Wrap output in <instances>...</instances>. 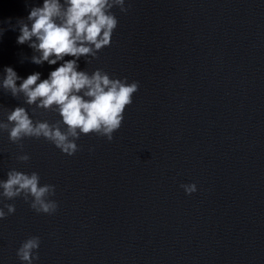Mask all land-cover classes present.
<instances>
[{"label":"water","instance_id":"water-1","mask_svg":"<svg viewBox=\"0 0 264 264\" xmlns=\"http://www.w3.org/2000/svg\"><path fill=\"white\" fill-rule=\"evenodd\" d=\"M36 2L0 0V71L46 77L9 27ZM125 6L111 10L110 46L80 62L139 82L112 141L82 135L68 156L26 138L20 162L0 132V179L35 171L58 205L47 215L4 201L15 211L0 220V264H20L29 236L40 238L34 264H264V0ZM21 103L0 90V109ZM190 182L197 191L185 195Z\"/></svg>","mask_w":264,"mask_h":264},{"label":"clouds","instance_id":"clouds-1","mask_svg":"<svg viewBox=\"0 0 264 264\" xmlns=\"http://www.w3.org/2000/svg\"><path fill=\"white\" fill-rule=\"evenodd\" d=\"M125 5L126 0H37L28 5L27 15L17 18L15 24L5 21L18 33L16 43L31 50L26 59L37 66H49L46 77L39 71L21 77L7 65L0 71V90L22 101L10 109H0V132H6L9 142L21 150L15 157L17 161L30 158L23 152L22 141L26 138H42L68 156L76 153V140L82 135L112 141L139 82L110 76L100 68L88 71L80 62L91 63L102 48L110 46L118 25L111 10L115 7L126 12ZM4 31L0 27V35ZM48 112L58 118L52 122L37 118ZM5 176L0 179V220L15 211L14 204L4 201L16 197L23 198L37 214L55 213L58 205L50 198L55 186L40 183L37 172L12 168ZM179 187L185 195L197 191L194 182ZM39 245L38 236L23 240L16 249L20 264H34L39 259Z\"/></svg>","mask_w":264,"mask_h":264}]
</instances>
